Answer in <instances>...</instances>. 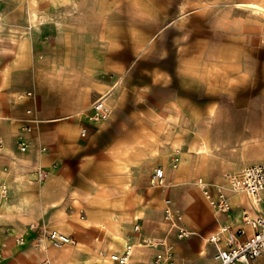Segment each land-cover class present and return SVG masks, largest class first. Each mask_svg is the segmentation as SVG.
<instances>
[{
    "label": "crops",
    "instance_id": "obj_1",
    "mask_svg": "<svg viewBox=\"0 0 264 264\" xmlns=\"http://www.w3.org/2000/svg\"><path fill=\"white\" fill-rule=\"evenodd\" d=\"M257 2L260 1H242L238 4L254 3L264 8ZM118 7L117 0L0 1V177L4 173L3 167L7 169L17 166L18 171L24 173L17 180L13 178V174L7 177L9 181L13 180L11 184H15L13 191L17 189L16 203L13 204L15 209L6 210L8 201H4L0 204L4 210L0 215L20 223L19 227L24 226L21 233L14 235L13 241L16 236H23L25 242H15L18 246L14 250L32 251L36 262L48 258L51 264H86L91 263L94 258L96 264H112L108 258L109 253L122 250L126 243H131L129 263L152 264L156 253L163 251L162 245L147 248L149 246L142 239L149 236L143 230L138 232L133 229V224L136 221L139 223V220L126 224L128 230H125L124 226H120L119 220L113 218L114 214H105V204L88 200L89 208L85 210L84 220L71 217L67 210L66 202L76 197L75 194L80 196L78 191L83 192L86 199H90L89 196L106 189H137V184L133 181V176L137 173V154L128 146L122 148L121 132L115 129L118 119L113 117L110 121L91 124L89 133L80 136L84 116L79 113L87 111L97 97L109 91L113 98H109L107 102L113 107L115 114L121 110L154 111L158 107L151 103L145 104L143 108L137 107V88H148L147 94L144 92L145 99L152 97L149 89L154 86L166 89L168 94L170 92L171 82L167 79L157 81L152 69L146 65L151 61L152 45L146 43V39L141 45L135 42L134 36L129 37V42L121 39L122 28L151 31L146 22L148 17L139 12H133L131 16L129 10H126L122 22ZM138 10L144 12L146 9L142 7ZM122 23H125L123 27ZM124 51L126 52L123 53ZM143 71L146 81L141 83L137 74ZM161 75L159 72L158 76ZM25 80L29 82L26 83ZM28 87H34L36 91L35 102L29 97L18 98V94L28 90ZM53 93L64 95L66 104H53L50 99ZM42 96H48V113L39 115L41 120L37 123V131L33 129L32 137L27 132L29 147L22 151L17 146L18 132H22L25 125L20 122L21 117L24 116V111L35 106L34 103L40 104ZM26 124L34 126L36 122ZM127 133L129 141L130 135ZM38 142L46 145L47 151L38 150ZM201 147L203 151L206 145ZM179 158L181 159L180 154ZM185 161L184 156L182 163ZM76 163L81 166L75 169L73 165ZM40 167L49 171L48 177L39 184L30 183L37 179L35 170ZM164 169V178L168 175L170 177V173L172 177L176 174L177 177L181 176L180 168L175 172L166 166ZM109 175L124 178L120 183L114 182L113 187L106 188L109 183L105 176ZM194 177V180L202 177L209 181L201 172H197ZM186 178L187 173L183 171V176L177 180ZM234 191L226 187L229 199L231 193L235 195L231 197V209L228 213L215 211L217 220L198 190L187 192L192 203L189 211H193L195 216L186 217V225L198 230L203 237L214 233L218 222L230 221L236 226H243L246 233L250 234L253 229L242 222V215L248 213L255 216L260 212L259 206L251 198H247L245 193ZM197 208L201 211L198 215ZM43 217L49 228H58L69 234L75 243L55 248L45 241L42 247L35 248L37 233L29 229L28 224L29 221H37ZM192 218L193 223L190 222ZM116 240L120 242L119 245H116ZM179 244V254L184 261L196 257L197 262L215 264L214 248L204 246L197 237L186 238ZM80 256L89 259L81 262L78 259ZM176 262L178 263V257ZM254 264H264V257L256 259Z\"/></svg>",
    "mask_w": 264,
    "mask_h": 264
},
{
    "label": "rangeland",
    "instance_id": "obj_2",
    "mask_svg": "<svg viewBox=\"0 0 264 264\" xmlns=\"http://www.w3.org/2000/svg\"><path fill=\"white\" fill-rule=\"evenodd\" d=\"M117 1L122 22L126 10H129L131 16L133 12H139L145 13L148 17L146 22L151 31L139 28L130 31L122 28L121 39L129 42V37L134 36L135 42L142 45L146 39V43L152 45L151 61L146 65L152 69L153 77L157 81L167 79L171 82L170 92L168 94L166 89L154 86L149 89L152 97L145 99L144 92L147 94L148 88H137L141 102H138L137 107L143 108L145 104L151 103L158 107L154 111L121 110L115 114L110 105V116L104 122L112 120L113 117L118 119L115 129L121 132L122 148L128 146L137 154V173L133 176L137 189L124 191L106 189L102 193L89 196L90 199H86V195L78 191L80 196L75 194L76 197L66 202L68 214L84 220L85 210L89 208L88 200H95L105 204V214H114L113 218H117L125 230H128L126 224L132 220H139L138 232L143 230L150 238L167 234L173 245L172 264L186 262L204 264L197 262L196 257L184 261L179 254V243L192 236L197 237L204 246H211L207 243V237L211 233L202 237L198 230L186 225V217L195 216L193 211H189L192 203L186 195L192 189L199 191L216 217L215 210L194 180L195 174L201 172L211 182H224V174L227 171L237 170L248 162H264V8L259 12H253L237 5L242 1L255 0ZM259 1L257 3L264 7V0ZM142 7L146 9L144 12L138 10ZM124 25L125 23H122V27ZM129 26L133 27L130 24ZM210 70L212 72H209ZM159 72L161 76H158ZM140 74H144V71L137 74V78H140L138 80L144 83L146 75ZM25 82L28 83L29 80ZM26 91H31L32 95L29 98L35 102L34 87H28ZM102 95H105L107 100L113 98L110 91ZM64 97L53 93L50 99L53 104L64 106L66 104ZM40 101V104L34 103L35 106H32L30 112L24 111L20 122H24L25 125L19 134L26 137L29 132L32 137L33 129L37 131V123L41 120L39 115L47 114L50 105L48 96H42ZM85 111L79 114L84 116ZM34 121L37 125L26 124ZM127 132L130 135L129 141L126 138ZM202 145H206L203 151ZM37 146L38 150L47 151L43 143L38 142ZM175 152L180 154L181 159L179 158L175 167H171L170 161ZM182 156L186 157L184 164ZM78 166L81 165L76 163L73 168L76 169ZM158 166L169 167L174 172L180 168L179 177L183 176L184 171L187 178L180 181L177 180L179 179L177 174L172 177L170 173V177L166 176L162 184H156L152 176ZM3 172V176L0 177V189L5 185L7 192L0 198V204L8 201V207L5 209L13 210L17 189L13 191L15 184H11L13 180L9 181L7 177L13 174L15 176L13 178L17 180L19 175L24 173L18 171L17 166L7 169L3 167ZM48 175L49 171L46 177L31 180L30 183L39 184ZM123 178L115 175L105 176L109 183H106L108 184L106 188L113 187L114 182L120 183ZM165 183H169L168 186H164ZM234 195L231 193L229 201ZM166 198L181 215V224L191 232L188 236L178 237L177 228L170 227L165 216ZM1 211L4 210L0 207ZM200 212L197 208L196 214ZM193 220L192 218L190 222L193 223ZM19 225L21 224L13 219L0 215V264L39 262H36L34 253L30 250L23 252L14 250L18 245L16 239L13 241V237L24 228ZM220 225L221 222H218L216 231ZM43 227H49L44 217L37 221H29L28 228L37 233L35 241L43 236L41 234ZM118 241L115 242L116 245H119ZM147 245L149 246L147 248L152 247L150 244ZM177 257L178 263H175ZM78 259L82 262L89 258L80 256ZM91 261L86 264H96L94 258Z\"/></svg>",
    "mask_w": 264,
    "mask_h": 264
},
{
    "label": "built area",
    "instance_id": "obj_3",
    "mask_svg": "<svg viewBox=\"0 0 264 264\" xmlns=\"http://www.w3.org/2000/svg\"><path fill=\"white\" fill-rule=\"evenodd\" d=\"M31 91L18 94V98L30 97ZM31 110L28 109L27 112ZM110 105L105 95L97 97L84 114V122L80 126V136L89 133L91 124L107 120L110 116ZM17 146L20 150L29 147V141L23 134L17 136ZM43 149V148H42ZM179 161V154L171 158L170 165L175 167ZM47 176V171L43 168L35 170V177L42 179ZM165 176V169L162 166L155 168L152 176L153 182L162 184ZM196 184L201 188L203 195L216 212L228 213L231 209L229 195L226 187L238 190L256 197L255 204L259 206L260 212L255 216L248 213L242 215V222L249 225L253 231L247 234L243 226H236L230 221L222 222L220 228L207 237V243L215 250L217 264H254L259 257H264V162H253L244 165L236 171H227L224 174V182H211L198 177ZM7 192L5 185L1 186L0 198ZM165 216L170 227L177 228L178 237H186L191 232L181 224V215L171 206L168 198L165 199ZM35 227V226H32ZM133 229L139 231L138 222L133 224ZM43 236L35 241V248L42 247L47 241L55 248H63L72 244V237L58 228L43 227ZM17 244H23V236H16ZM145 244L152 246H163V251L156 253L153 264H172L173 245L167 234L156 238L143 237ZM132 252V244L126 243L122 250L109 253V258L114 264H129V257ZM1 262V258H0ZM38 264H51L48 258H44Z\"/></svg>",
    "mask_w": 264,
    "mask_h": 264
},
{
    "label": "bare ground",
    "instance_id": "obj_4",
    "mask_svg": "<svg viewBox=\"0 0 264 264\" xmlns=\"http://www.w3.org/2000/svg\"><path fill=\"white\" fill-rule=\"evenodd\" d=\"M239 6H242L243 8H247L248 10H251V11H254V12H259L262 8L260 6H258L257 4H254V3H240V4H237ZM235 193H244L242 191H234ZM246 194V193H245ZM247 195V194H246ZM249 198H251L254 202L256 201V197L255 196H252V195H248ZM221 226V225H220ZM220 228V227H219ZM216 232V231H215ZM214 232V233H215ZM214 233H211L214 234ZM258 259V258H257ZM214 260H216L215 256H214ZM215 264H217V262L215 261Z\"/></svg>",
    "mask_w": 264,
    "mask_h": 264
}]
</instances>
